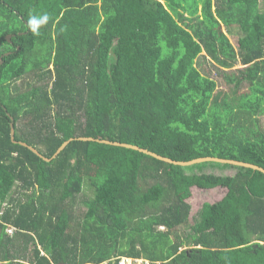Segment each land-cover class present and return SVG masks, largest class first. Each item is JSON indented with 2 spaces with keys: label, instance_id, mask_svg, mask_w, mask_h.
I'll return each mask as SVG.
<instances>
[{
  "label": "trees",
  "instance_id": "trees-1",
  "mask_svg": "<svg viewBox=\"0 0 264 264\" xmlns=\"http://www.w3.org/2000/svg\"><path fill=\"white\" fill-rule=\"evenodd\" d=\"M6 52L0 264H264L260 171L209 162L236 171L190 173L208 162L80 139L51 158L65 140L93 137L264 168L259 0H0ZM192 187L224 195L191 217Z\"/></svg>",
  "mask_w": 264,
  "mask_h": 264
},
{
  "label": "water",
  "instance_id": "water-1",
  "mask_svg": "<svg viewBox=\"0 0 264 264\" xmlns=\"http://www.w3.org/2000/svg\"><path fill=\"white\" fill-rule=\"evenodd\" d=\"M12 35H7L6 38L7 40L10 42V38ZM9 54V52H6L4 54H2L0 56V64L2 63L3 57L7 56ZM10 119H12V117H10ZM14 134H15V130H14V124L11 122L10 123V138L13 142H16V140L14 139ZM73 139H80V140H84V141H97L100 143H104V144H109V145H114V146H121V147H125V148H129V149H133L139 152H142L144 154L150 155L158 160L164 161L166 163H171V164H175V165H180V166H189V165H193V164H197V163H203V162H218V163H228L231 165H235V166H242L245 168H250L253 170H257L260 171L262 173H264V168L259 167L255 164H251V163H246V162H241V161H236V160H230V159H223V158H218V157H211V156H207V157H199V158H195L189 161H176V160H172L168 157L156 154L154 152H151L145 148H140L138 146L135 145H131V144H126V143H121L118 141H109V140H101V139H95L93 137H78V138H69L67 140H65L60 147H58V149L56 150V152L52 155L51 158L56 157L63 149L64 147ZM21 145L28 147L31 151H33L36 155H38L39 157H41L43 160L45 161H49L50 158H46L44 157L42 154H40L38 152L37 149H35L34 147L26 144L25 142H18Z\"/></svg>",
  "mask_w": 264,
  "mask_h": 264
},
{
  "label": "rangeland",
  "instance_id": "rangeland-1",
  "mask_svg": "<svg viewBox=\"0 0 264 264\" xmlns=\"http://www.w3.org/2000/svg\"><path fill=\"white\" fill-rule=\"evenodd\" d=\"M259 8L261 10H264V0H259ZM227 35L231 41V43L234 45V47H237V40H238V36L239 33L237 31H233V32H227ZM209 70L215 71L214 67L211 65V63L209 62V65L204 66V68H208ZM213 73V72H212ZM236 171V169L234 168H219L216 166H211L209 164V162L205 165V166H200V167H196L194 169H192L191 172H195V173H200V172H207V173H214L217 175H230L233 174ZM191 195L187 198V201L190 203L191 205V217H196L198 210L200 209V207L202 206L203 203L207 202V203H212L215 201H218L220 198H222V196L224 195V190L222 188H214L212 190H208V189H200L198 187H192L191 188ZM84 193L82 195L83 196H91L92 195V190L91 188H84ZM82 209V205L79 203L78 205V209ZM184 229V227H179V231H182Z\"/></svg>",
  "mask_w": 264,
  "mask_h": 264
},
{
  "label": "built area",
  "instance_id": "built-area-1",
  "mask_svg": "<svg viewBox=\"0 0 264 264\" xmlns=\"http://www.w3.org/2000/svg\"><path fill=\"white\" fill-rule=\"evenodd\" d=\"M12 228L8 229L9 233L12 232ZM108 264H150L148 260L143 258L134 257H120L117 261H111Z\"/></svg>",
  "mask_w": 264,
  "mask_h": 264
},
{
  "label": "clouds",
  "instance_id": "clouds-1",
  "mask_svg": "<svg viewBox=\"0 0 264 264\" xmlns=\"http://www.w3.org/2000/svg\"><path fill=\"white\" fill-rule=\"evenodd\" d=\"M47 20V16L41 17V18H36L33 17L29 20V25L32 28L33 31L37 30V26L40 25L41 23H43L44 21Z\"/></svg>",
  "mask_w": 264,
  "mask_h": 264
},
{
  "label": "crops",
  "instance_id": "crops-1",
  "mask_svg": "<svg viewBox=\"0 0 264 264\" xmlns=\"http://www.w3.org/2000/svg\"><path fill=\"white\" fill-rule=\"evenodd\" d=\"M209 190V189H208ZM212 190V189H211ZM211 203V202H210ZM213 203V202H212Z\"/></svg>",
  "mask_w": 264,
  "mask_h": 264
}]
</instances>
